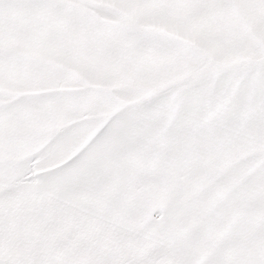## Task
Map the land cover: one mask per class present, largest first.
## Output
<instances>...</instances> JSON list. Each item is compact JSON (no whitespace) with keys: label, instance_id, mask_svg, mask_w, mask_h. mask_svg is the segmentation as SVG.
Masks as SVG:
<instances>
[{"label":"snow or ice","instance_id":"obj_1","mask_svg":"<svg viewBox=\"0 0 264 264\" xmlns=\"http://www.w3.org/2000/svg\"><path fill=\"white\" fill-rule=\"evenodd\" d=\"M0 264H264V0H0Z\"/></svg>","mask_w":264,"mask_h":264}]
</instances>
